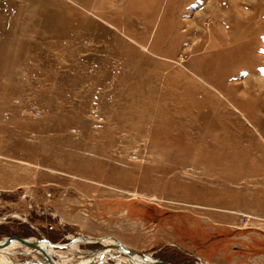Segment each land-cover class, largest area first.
Masks as SVG:
<instances>
[{"label":"rangeland","instance_id":"374dc122","mask_svg":"<svg viewBox=\"0 0 264 264\" xmlns=\"http://www.w3.org/2000/svg\"><path fill=\"white\" fill-rule=\"evenodd\" d=\"M254 233L264 0H0V238L232 264Z\"/></svg>","mask_w":264,"mask_h":264},{"label":"bare ground","instance_id":"6f19581e","mask_svg":"<svg viewBox=\"0 0 264 264\" xmlns=\"http://www.w3.org/2000/svg\"><path fill=\"white\" fill-rule=\"evenodd\" d=\"M29 242H33L35 245L28 246L26 244H19L16 242H10L7 245L0 247V264H19L14 261V256L17 254H29L31 256L42 257V261L35 264H109V259L116 264H154L153 258L149 255L143 254V256L137 257L126 246L119 244L112 238H102L94 240L78 239L72 237V243L69 244L66 252H62V245H51L46 243L44 246L35 238H27ZM31 240V241H30ZM2 240H0L1 245ZM90 244L94 242H103L104 246L95 250L92 253H80L74 247V244ZM110 242V243H105ZM102 244V245H103ZM56 248H59L56 250ZM111 251V252H110ZM12 257H10V256ZM56 257L55 261L52 257ZM13 261H11V259ZM38 259V258H37ZM20 264H32L31 261Z\"/></svg>","mask_w":264,"mask_h":264},{"label":"crops","instance_id":"0c3cea01","mask_svg":"<svg viewBox=\"0 0 264 264\" xmlns=\"http://www.w3.org/2000/svg\"><path fill=\"white\" fill-rule=\"evenodd\" d=\"M244 239L248 240L247 242H243L244 246L241 245L242 241H239L238 246L245 251L238 252V255L233 257L232 264H264V248H261L260 250L254 249L256 248L254 247V243L264 242V236L254 233L253 235H248ZM246 248L253 249L255 254H251Z\"/></svg>","mask_w":264,"mask_h":264},{"label":"water","instance_id":"95a60500","mask_svg":"<svg viewBox=\"0 0 264 264\" xmlns=\"http://www.w3.org/2000/svg\"><path fill=\"white\" fill-rule=\"evenodd\" d=\"M0 239H2V242H1V245H0V247L1 246H4V245H7V244H9L10 242H16V243H19V244H26V245H28V246H32V245H35L33 242H29L28 240H27V238H14V237H2V238H0ZM31 241V240H30ZM137 257H140V256H143V254L142 253H136L135 254ZM153 263L154 264H170V263H166V262H163V261H161V260H158V259H155V258H153ZM91 264H94V263H91Z\"/></svg>","mask_w":264,"mask_h":264}]
</instances>
